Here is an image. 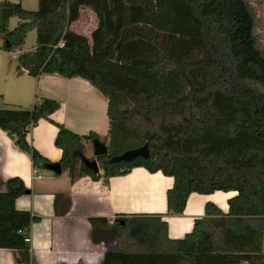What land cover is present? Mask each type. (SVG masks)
Wrapping results in <instances>:
<instances>
[{"label": "trees", "instance_id": "trees-1", "mask_svg": "<svg viewBox=\"0 0 264 264\" xmlns=\"http://www.w3.org/2000/svg\"><path fill=\"white\" fill-rule=\"evenodd\" d=\"M38 10L0 4V35L8 51L37 30V48L18 57L34 78H82L108 99V154L97 158L103 175L80 159L85 143L59 125L60 164L72 182L82 177L105 184L135 168L174 178L168 213H184L193 193L237 192L225 215L208 204L207 215L182 240L168 237L163 216L91 219L94 237L106 227L120 243L103 264H264V49L252 0H38ZM5 8L21 23L8 29ZM97 18L91 39L71 26L81 9ZM63 47H60V44ZM60 105L38 99L31 110H0V128L15 140L38 172L50 164L27 137ZM148 146V159L112 163L127 151ZM0 193V249L17 252L18 264H31V227L40 219L16 209L28 193L13 179Z\"/></svg>", "mask_w": 264, "mask_h": 264}, {"label": "crops", "instance_id": "crops-1", "mask_svg": "<svg viewBox=\"0 0 264 264\" xmlns=\"http://www.w3.org/2000/svg\"><path fill=\"white\" fill-rule=\"evenodd\" d=\"M83 16L94 21L89 22L94 29L85 28V33L74 30ZM96 28V15L88 8L81 9L80 20L71 26L89 39ZM0 38L5 40L2 35ZM8 49L6 46L5 51H0V110H31L38 99H51L60 105L50 120L41 119L28 134L29 143L40 155L52 164L62 160L63 151L55 144L59 125L79 136L95 133L104 142L110 127L108 99L96 87L82 78H34L19 68L18 57L26 52L14 55ZM89 146L93 148L91 143H85L86 151ZM103 173L101 170L100 175ZM13 179L21 180L28 190L17 198L16 209L40 219L31 227V264H103L106 253L117 251L116 240L106 227L98 228L94 237L91 219L95 218L107 219L112 225L119 216H163L168 237L182 240L194 232L197 221L218 217L207 215L208 204L229 215V201L238 195L222 191L193 193L182 215H170L168 191L174 186V178L135 168L105 184L103 178L95 181L91 177L72 182L69 171L64 170L61 175L45 169L36 172L30 157L0 128V193L9 191L7 184ZM17 256L14 250L0 249V264H18Z\"/></svg>", "mask_w": 264, "mask_h": 264}, {"label": "rangeland", "instance_id": "rangeland-1", "mask_svg": "<svg viewBox=\"0 0 264 264\" xmlns=\"http://www.w3.org/2000/svg\"><path fill=\"white\" fill-rule=\"evenodd\" d=\"M21 4L23 9L28 10V11H37L38 10V4L39 1L38 0H0V4ZM252 4L253 7L256 11L257 17H258V36L261 40V45L262 48L264 49V0H252ZM85 19V22H84ZM89 22H93L94 21H89L85 18V16H83V21L78 23L77 25H75L74 30L78 31V32H83L85 33V28L87 30L90 29H94V25H92V23L89 24ZM21 23V20L18 16L14 15L13 17H10L8 19V29L10 31H13L15 28H17L19 26V24ZM92 26V27H91ZM91 27V28H90ZM73 30V31H74ZM77 33V32H76ZM37 30L36 29H32L30 30L23 42V45L18 47V48H14L12 50V53L14 55H16L17 51H25L26 53H33L35 52L36 48H37ZM10 44V42H9ZM6 50V41L2 40L0 38V51H5ZM107 145V144H106ZM89 149L86 151L85 150V156L93 159L94 158V151L93 148L91 146L88 147ZM91 149V151H90ZM115 243H116V249H119V245L120 243L118 242L117 239H115Z\"/></svg>", "mask_w": 264, "mask_h": 264}, {"label": "water", "instance_id": "water-1", "mask_svg": "<svg viewBox=\"0 0 264 264\" xmlns=\"http://www.w3.org/2000/svg\"><path fill=\"white\" fill-rule=\"evenodd\" d=\"M14 14H15V11L13 8H5L3 10L4 18L13 17ZM6 46L8 48L11 47V45L9 44V41H6ZM93 149H94L93 159L86 157L84 154L80 155V159L87 169H89L96 175H100L101 170H100V165L98 163L97 158L108 154V146L105 145L103 142L96 140L93 144ZM149 156H150V151H149L148 146L146 145L139 149L127 151L121 156L114 157L111 159V162L112 163H131L138 158L148 159ZM44 169L55 175H61L63 173V168L60 163L47 164L44 166Z\"/></svg>", "mask_w": 264, "mask_h": 264}, {"label": "built area", "instance_id": "built-area-1", "mask_svg": "<svg viewBox=\"0 0 264 264\" xmlns=\"http://www.w3.org/2000/svg\"><path fill=\"white\" fill-rule=\"evenodd\" d=\"M60 47H63V44L61 43L60 44ZM22 52V50H20V51H17L16 53H21ZM38 178H43V176H41V175H38Z\"/></svg>", "mask_w": 264, "mask_h": 264}]
</instances>
